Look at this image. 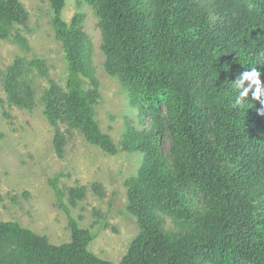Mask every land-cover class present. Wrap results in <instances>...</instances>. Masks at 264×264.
<instances>
[{
	"label": "trees",
	"instance_id": "1",
	"mask_svg": "<svg viewBox=\"0 0 264 264\" xmlns=\"http://www.w3.org/2000/svg\"><path fill=\"white\" fill-rule=\"evenodd\" d=\"M48 1L67 70L66 90L50 81L41 97L55 128L54 150L63 151V123L115 155L117 146L94 119L98 82L88 69L81 16L65 23L63 0ZM85 1L97 17L106 74L118 78L150 119L148 131L128 126L120 143L141 156V167L125 182L139 233L118 264H264V115L251 93L245 107L235 106L231 85L252 67L264 85V0ZM26 16L17 0H0V38L25 48L15 25ZM26 71L15 61L3 89L9 104L32 109ZM61 178L47 182L67 217L70 242L54 246L16 222L0 221V264H112L88 251L92 237L62 203ZM82 191L72 189L69 197L78 200ZM164 218L182 230L163 232Z\"/></svg>",
	"mask_w": 264,
	"mask_h": 264
},
{
	"label": "rangeland",
	"instance_id": "2",
	"mask_svg": "<svg viewBox=\"0 0 264 264\" xmlns=\"http://www.w3.org/2000/svg\"><path fill=\"white\" fill-rule=\"evenodd\" d=\"M17 1L27 13L26 21L15 25L25 37L26 47L0 38V221L16 222L54 246L69 243L67 217L47 182L60 174L62 203L80 229L92 237L88 251L100 260L118 264L139 233L136 218L128 208L125 182L136 177L141 167V156L123 151L120 143L128 126L148 131L149 116L141 113L140 105L132 104L129 91L118 78L106 74L93 7L85 0H63L62 21L69 24L75 15L81 16V28L90 41L88 69L98 82L94 119L118 152L108 155L59 123L64 147L57 155L53 147L55 128L44 115L41 102L50 81L66 90V62L51 25L54 11L48 0ZM17 60H22L27 69L22 82L33 91L32 109L9 104L3 89L5 73ZM33 60L44 63L42 71L28 67ZM84 81L86 87L89 80ZM167 148L163 140L164 154ZM72 189H82V197L70 198ZM181 230L171 219L164 218L163 232ZM198 264L207 263L199 259Z\"/></svg>",
	"mask_w": 264,
	"mask_h": 264
},
{
	"label": "clouds",
	"instance_id": "3",
	"mask_svg": "<svg viewBox=\"0 0 264 264\" xmlns=\"http://www.w3.org/2000/svg\"><path fill=\"white\" fill-rule=\"evenodd\" d=\"M246 84L247 86H245ZM231 85L236 92L234 98L235 106L245 107L248 104L249 93H251L252 100L260 103L261 114L264 115V85H262L260 73L255 67L241 73Z\"/></svg>",
	"mask_w": 264,
	"mask_h": 264
}]
</instances>
